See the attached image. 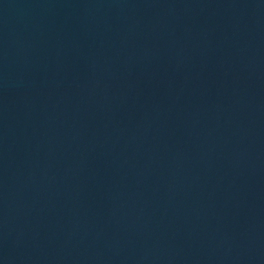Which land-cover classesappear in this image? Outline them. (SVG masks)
<instances>
[{
  "label": "water",
  "instance_id": "obj_1",
  "mask_svg": "<svg viewBox=\"0 0 264 264\" xmlns=\"http://www.w3.org/2000/svg\"><path fill=\"white\" fill-rule=\"evenodd\" d=\"M0 264H264V0H0Z\"/></svg>",
  "mask_w": 264,
  "mask_h": 264
}]
</instances>
